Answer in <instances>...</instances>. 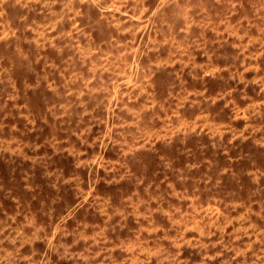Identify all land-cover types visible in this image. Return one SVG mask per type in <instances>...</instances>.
Listing matches in <instances>:
<instances>
[{
	"label": "rangeland",
	"instance_id": "1",
	"mask_svg": "<svg viewBox=\"0 0 264 264\" xmlns=\"http://www.w3.org/2000/svg\"><path fill=\"white\" fill-rule=\"evenodd\" d=\"M0 264H264V0H0Z\"/></svg>",
	"mask_w": 264,
	"mask_h": 264
}]
</instances>
